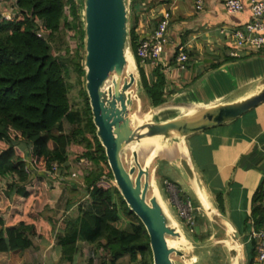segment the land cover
<instances>
[{"label":"trees","instance_id":"obj_1","mask_svg":"<svg viewBox=\"0 0 264 264\" xmlns=\"http://www.w3.org/2000/svg\"><path fill=\"white\" fill-rule=\"evenodd\" d=\"M11 1L18 13L13 21L0 19V254L37 249L36 241L52 242L56 226L46 216L47 175L54 165L69 169L72 152L92 164L84 177L89 209L79 207L75 218L60 223L61 262L74 264L79 244L86 243L110 257L100 264H120L125 256L132 263L153 264L150 237L114 182L85 89L83 106L70 99L71 74L77 73L79 82L85 77V58L80 51L72 55L67 41L72 33L84 46L83 0ZM137 43L132 24L135 55ZM137 64L151 106L164 105V68L157 65L149 81L139 59ZM218 203L223 211L221 194ZM250 220L256 232L264 231V186L253 197Z\"/></svg>","mask_w":264,"mask_h":264},{"label":"crops","instance_id":"obj_2","mask_svg":"<svg viewBox=\"0 0 264 264\" xmlns=\"http://www.w3.org/2000/svg\"><path fill=\"white\" fill-rule=\"evenodd\" d=\"M196 1L136 0L132 5V24L138 40L151 35L163 14L171 15L169 43L164 48V63L161 64L166 77L167 102L160 106L165 108L159 114L164 111L168 113L162 118L159 117L157 123L194 116L210 106L245 99L257 91L258 83L264 76L263 72H260L256 76L248 77L243 72L252 61L264 63V50L247 51L242 53V58L233 59L229 56L233 50L231 40L220 34L221 30L231 32L251 21L250 0H240L244 10L237 15L227 13L224 0H203L202 11L196 10ZM181 51L188 56L184 71L176 61ZM156 66L149 63L142 67L149 81L155 79ZM257 69L259 70L258 67ZM138 111H141L140 103ZM138 121L139 124L142 123L140 116ZM180 140L171 146L162 139L141 141L140 148L147 159L146 166L152 163L156 155L174 159L175 163L181 159H191L200 182L201 199L188 187V179L183 171H180L181 175L176 185L183 194L192 192L196 199L199 206L196 208L200 214L197 223L203 220L212 222V215L208 216L206 208L211 210L210 206L214 207L216 204L217 208L214 209L217 213L229 219L240 232L242 239H247V243L244 241L246 253L248 258L252 259L250 257L252 245L257 243V240L253 239L256 230L250 220L252 200L256 192L264 186V103L231 123L187 138L186 143ZM167 163L175 167V163L168 161ZM219 194L224 200L223 211L218 203ZM177 221L180 229L184 231L185 238L188 234L193 239V244L187 241L188 250L195 252L196 246L199 245L196 244L195 236H190L191 231L185 226V222L180 219ZM225 223L230 237L233 228L226 221ZM196 227L198 236L203 235L202 227L198 224ZM247 229L251 230L250 235L245 232ZM248 245H251L249 247L251 251L248 250ZM29 252L30 250L22 254L26 257ZM20 254L21 252L0 254V259L10 260L15 255L18 258ZM9 263L11 264L12 260L7 264ZM23 263L28 264V261L24 259Z\"/></svg>","mask_w":264,"mask_h":264},{"label":"water","instance_id":"obj_3","mask_svg":"<svg viewBox=\"0 0 264 264\" xmlns=\"http://www.w3.org/2000/svg\"><path fill=\"white\" fill-rule=\"evenodd\" d=\"M131 9L132 0H83L85 90L97 137L105 149L114 182L128 208L140 219L150 237L153 264H175L174 255L186 260V254L176 246L170 247L169 238L182 243L185 235L164 207L159 191L155 190L153 196L148 198L153 186L151 177L154 178L155 172L150 173L151 164L141 165L138 146L141 141L150 138L170 141L179 137L185 142L193 135L237 120L264 103V78L258 83L257 91L245 99L216 105L200 115L166 123L154 122V112L151 111L150 118L136 126V116L131 114V110L134 101L140 102L135 94L139 82L135 73L128 71L129 65L139 71L132 44ZM140 80L142 85L141 75ZM129 147L135 165L128 169L123 154ZM175 167L185 173L188 187L200 198V182L192 160L181 159L175 163ZM210 208H206L209 217L218 214L214 207ZM220 217L232 226L233 241L243 247L240 232L229 219L223 215ZM243 255L229 250L230 263L247 264Z\"/></svg>","mask_w":264,"mask_h":264},{"label":"rangeland","instance_id":"obj_4","mask_svg":"<svg viewBox=\"0 0 264 264\" xmlns=\"http://www.w3.org/2000/svg\"><path fill=\"white\" fill-rule=\"evenodd\" d=\"M79 4H81L82 0H77ZM1 8L5 11H12V4L10 1H8L7 4L2 5ZM81 15L83 17V9L80 10ZM3 14V12H0V15ZM68 46L69 49L76 57V52L80 51L81 58H85V41L84 46L82 40H79L74 37V34H68L67 37ZM77 60V59H76ZM244 63V62H243ZM83 64V63H82ZM259 68V70L257 69ZM128 71L130 73H135L138 82H139V89H135V94L138 95L140 98V106L141 111H138V102L134 101L131 114L136 116L135 124L136 126L139 125L138 116H140L141 122L147 121L149 119V113L153 111L155 114L153 116L154 122H157L159 117H164L167 115V111L162 112L159 114L161 110H164L163 107H159L158 109L152 108L151 102L145 93L140 80V75L138 69H134L133 65H129ZM244 74L248 77L256 76L260 72H263L264 74V63H254L253 61L248 67H245L243 70ZM124 78L126 79V73ZM264 76L262 77V79ZM260 79V81L262 80ZM259 81V82H260ZM70 83L72 84V89L70 92V99L72 104L75 106H83L84 101L82 99L81 90L85 89V77L80 78L79 82V76L77 73L71 74ZM86 91V90H85ZM218 105V104H216ZM215 105V106H216ZM212 107V106H210ZM206 110H201L194 116L202 114ZM192 117V116H188ZM183 118V117H182ZM67 129H71L69 125L66 126ZM162 139V138H161ZM164 141V139H162ZM162 141V142H163ZM181 140L179 138H173L170 141H164L168 143V145H174L177 142H180ZM142 143V142H141ZM140 143V144H141ZM138 146V154H139V161L142 166H145L146 164V158L144 154H142V149L140 148L141 145ZM23 151L27 156H30V153L32 152L29 146H22ZM70 155L73 156L70 159L69 162V169L64 168H56L53 170V173L50 175H47L48 177V186L50 189V197H49V209L46 214L48 219L55 224L56 231L53 234V240L51 243L45 242L46 244H43L40 241H36L35 245L37 249L30 250L28 253V256L24 257V254H20L18 258L16 255L14 257H11L10 260H12L11 264H22L23 260L28 261V264H68V263H62L59 253V249L57 247L58 239L57 237L60 236L59 227L60 223L73 219L78 215V208L84 207L85 209L88 208V195L86 194L85 190V175L86 171H89L92 169V164L89 162H83L82 159L79 158V156H75L76 154H72L70 152ZM174 159H166L162 157L161 155H156L155 159H153L151 165H150V173L152 174L155 172L154 178L151 177V184L153 185L150 188V191L148 193V198L150 199L153 196V193L155 190L159 191L160 196L162 197V201L164 204V207L166 208L169 215L173 218V220L177 223L178 219L185 222V226L188 228V230H191V226L187 224L186 218H183L181 216V209H189V205L191 204L193 211H188V213L193 217V220L195 222V225L193 227V231L190 232V236H195L197 249L195 252H190L188 250L189 244L187 241L192 242V237H189L188 234H186L187 238L183 239L182 243H177L175 238H169L168 243L170 246L176 248L178 250H181L186 254V260H182L181 258L174 255V263L175 264H187L190 262V264H231L230 263V257H229V250H238L237 252L241 253L246 258V262L248 264L249 258L247 256V248L244 241L247 243V239H243V247L242 245H238L237 242L233 241L232 234L228 237L227 234V225L222 217H220V214H212V222H203L197 223V218L200 217L199 212L197 211V208L199 207L196 203V199L194 198L192 192H189V194H183L180 187L176 185L178 182L181 172L176 167L169 166L167 161L170 163H175L173 161ZM123 161L126 166V168H130L132 165H135L133 163L132 158V151L131 147H129L127 150H125L123 154ZM190 203V204H189ZM187 207V208H186ZM197 207V208H196ZM214 208H217L216 204L214 205ZM203 210H201L202 212ZM205 214V212H203ZM177 217V218H176ZM203 219V218H202ZM181 221V222H182ZM210 223V224H209ZM199 225L203 229V235L198 236V233L196 231V225ZM210 225V226H208ZM190 226V227H189ZM198 229V228H197ZM181 230V229H180ZM183 231V230H182ZM247 234H251V230L247 229L245 231ZM184 233V231H183ZM245 234V233H244ZM205 235V236H204ZM204 236V237H202ZM207 237V239H206ZM204 238V239H203ZM201 239V241H199ZM205 240V241H202ZM257 246V243H254L252 245V252H250V257L252 259L256 256L255 248ZM251 245H248V250ZM46 249V251L44 250ZM80 249V255L76 260L75 264H88L90 259L94 260V264H100L103 260L106 259V261L110 258L106 252H103L102 250H98L96 246H90L86 243H80L79 244ZM244 250V251H243ZM42 252V253H41ZM45 252V253H44ZM21 258V259H19ZM23 258V259H22ZM57 259V260H55ZM10 260L6 259H0V264H7L10 262ZM10 264V263H9ZM24 264V263H23ZM120 264H139V263H132L130 256H125L120 260Z\"/></svg>","mask_w":264,"mask_h":264},{"label":"built area","instance_id":"obj_5","mask_svg":"<svg viewBox=\"0 0 264 264\" xmlns=\"http://www.w3.org/2000/svg\"><path fill=\"white\" fill-rule=\"evenodd\" d=\"M10 1L12 4V11H5L1 8ZM65 2L69 0H63ZM252 19L245 24L242 28L234 31L221 30L220 34L231 40L233 44V50L230 51L229 56L233 59L242 58V53L247 51H263L264 50V0H250ZM16 3L11 0H0V19L7 21H13L14 16L18 13ZM224 7L228 14L237 15L243 12L244 6L240 0H224ZM204 9V1H196V10L202 11ZM171 21V15L165 13L162 19L157 24L151 35L145 39L138 40L136 58L139 59L141 67L153 63L156 65L163 64L164 48L169 43V27ZM177 64L182 71L186 70V63L188 62V56L182 51L179 53ZM58 166L54 165V169ZM190 204V203H189ZM192 205H189V209H181V216L186 218V222L191 226V232L195 222L193 217L188 211H193ZM187 208V207H186ZM189 226V227H190ZM253 239L257 240V246L255 248L256 256L250 259L248 264H264V231L253 233Z\"/></svg>","mask_w":264,"mask_h":264},{"label":"bare ground","instance_id":"obj_6","mask_svg":"<svg viewBox=\"0 0 264 264\" xmlns=\"http://www.w3.org/2000/svg\"><path fill=\"white\" fill-rule=\"evenodd\" d=\"M125 74V73H124ZM134 98V97H133ZM141 122V121H140ZM142 124V123H141ZM176 138V137H175ZM150 139H161V138H150ZM159 143V142H158ZM147 145V144H146ZM162 146V145H161ZM149 146H147V148H148ZM152 150H154V149H152ZM155 152V151H154ZM150 157V156H149ZM153 158H154V156H153ZM151 160H152V158H151ZM148 164V163H147ZM148 166V165H147ZM137 171H136V175H135V178H136V176H137ZM232 235H233V233H232ZM234 242H236V241H234ZM169 244V243H168ZM169 246H170V244H169ZM170 247H172V246H170ZM238 250H236V252H237ZM237 253H239V252H237Z\"/></svg>","mask_w":264,"mask_h":264}]
</instances>
